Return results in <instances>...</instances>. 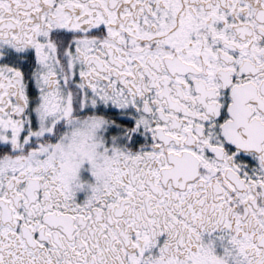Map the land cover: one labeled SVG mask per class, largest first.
Here are the masks:
<instances>
[{"label":"snow or ice","instance_id":"obj_1","mask_svg":"<svg viewBox=\"0 0 264 264\" xmlns=\"http://www.w3.org/2000/svg\"><path fill=\"white\" fill-rule=\"evenodd\" d=\"M0 264H264V0H0Z\"/></svg>","mask_w":264,"mask_h":264},{"label":"clouds","instance_id":"obj_2","mask_svg":"<svg viewBox=\"0 0 264 264\" xmlns=\"http://www.w3.org/2000/svg\"><path fill=\"white\" fill-rule=\"evenodd\" d=\"M90 135V126L87 123L81 122L80 126L75 130V138H70L65 151L60 153V156L66 165L64 172L65 181L74 186H79L82 183L79 179L78 173L73 170L75 154L76 152L84 151L87 148V140Z\"/></svg>","mask_w":264,"mask_h":264},{"label":"flooded vegetation","instance_id":"obj_3","mask_svg":"<svg viewBox=\"0 0 264 264\" xmlns=\"http://www.w3.org/2000/svg\"><path fill=\"white\" fill-rule=\"evenodd\" d=\"M80 178H81V180H90L91 179L90 176L86 172H81L80 173ZM78 195L80 197H82L83 193H78Z\"/></svg>","mask_w":264,"mask_h":264}]
</instances>
